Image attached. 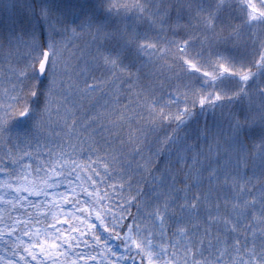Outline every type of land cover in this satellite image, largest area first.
Returning <instances> with one entry per match:
<instances>
[{"label":"snow or ice","instance_id":"obj_1","mask_svg":"<svg viewBox=\"0 0 264 264\" xmlns=\"http://www.w3.org/2000/svg\"><path fill=\"white\" fill-rule=\"evenodd\" d=\"M0 264H264V0H0Z\"/></svg>","mask_w":264,"mask_h":264}]
</instances>
